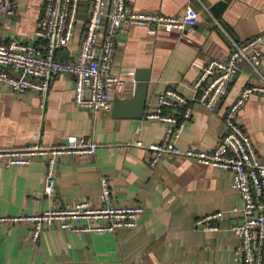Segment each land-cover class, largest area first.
I'll return each mask as SVG.
<instances>
[{
    "label": "crops",
    "instance_id": "crops-1",
    "mask_svg": "<svg viewBox=\"0 0 264 264\" xmlns=\"http://www.w3.org/2000/svg\"><path fill=\"white\" fill-rule=\"evenodd\" d=\"M221 1L194 0L199 20L184 37L164 31L152 33L143 27L122 28L112 74L133 82L137 70H147L148 99L167 88L192 98V84L201 65L212 59H226L233 41L264 32V0H230L216 19L210 10ZM186 2L127 0L137 11L169 16L182 15ZM90 4L91 0L89 8L79 14L81 23L88 17ZM45 5V0H22L19 15L4 21L0 40L34 41ZM81 35L79 28L71 50H61L57 56L64 60L73 56ZM260 74L249 64H242L217 112L192 103V114L183 132L173 138L177 145L213 150L225 132V115L242 90L264 85V51ZM134 91L135 87L119 97H131ZM73 98L74 80L69 74L58 77L44 108L36 94L15 93L0 83V148L37 143L58 146L71 135L102 145L90 158L68 155L58 160L54 198L44 191L47 164L43 158L29 166L0 164V216L33 214L77 201L98 205L103 177L109 179L118 204L144 206L146 212L136 227L115 233H76L53 227L32 241L25 225L14 226L0 233V264H238L234 256L238 239L233 226L242 221L238 211L241 200L231 186L229 171L181 156H164L152 167L146 148L127 143L134 139L142 140L145 146L161 142L166 132L164 124L144 117L114 118L113 107L111 111L80 109ZM183 112L184 107L177 111L180 117ZM238 117L264 160V95H253ZM212 213L221 214L218 231L202 230L197 220Z\"/></svg>",
    "mask_w": 264,
    "mask_h": 264
},
{
    "label": "built area",
    "instance_id": "built-area-1",
    "mask_svg": "<svg viewBox=\"0 0 264 264\" xmlns=\"http://www.w3.org/2000/svg\"><path fill=\"white\" fill-rule=\"evenodd\" d=\"M21 1L0 0V33L6 19L19 15ZM193 1L187 0L182 15L169 16L162 12L137 11L127 4V0H91L88 17L81 23L78 16L81 0H45L34 41L0 40V83L15 93L36 94L40 107L44 108L58 77L69 74L73 76V101L78 108L111 111L114 95L126 96L136 85L135 81L128 82L124 76L111 72L121 29L143 27L152 33L164 31L184 37L195 28L200 16ZM204 11L212 17L209 9L204 7ZM214 22L219 24L216 19ZM79 28L82 35L77 52L67 60L59 58V51L71 50ZM263 51L264 32L240 42L233 41L226 59H212L199 67L192 84V98L184 97L172 88L154 94L147 101L143 117L166 126L164 139L147 146L140 139L127 143L146 148L152 167L164 156H181L229 171L231 186L241 200L238 211L242 221L233 226L238 239L234 251L238 264H264V160L259 157L238 117L253 95H264V85H251L242 90L225 115V132L213 150L181 148L173 138L183 132L192 114V103L201 104L211 112L219 111L242 64H249L261 75ZM183 107L180 117L181 113L177 111ZM101 146L94 140L71 135L65 144L58 146L37 143L24 148H0V164L5 167L29 166L34 160L43 158L47 164L44 191L54 198L57 194L54 171L58 160L68 155L87 159ZM101 188L98 205L77 201L33 214L0 216V233L25 225L29 239L36 241L43 231L53 227L99 234L136 227L146 208L118 204L106 177L101 179ZM220 217V213L209 214L199 218L197 225L202 230L217 232Z\"/></svg>",
    "mask_w": 264,
    "mask_h": 264
},
{
    "label": "water",
    "instance_id": "water-1",
    "mask_svg": "<svg viewBox=\"0 0 264 264\" xmlns=\"http://www.w3.org/2000/svg\"><path fill=\"white\" fill-rule=\"evenodd\" d=\"M230 0H223L211 8V12L218 19ZM196 27V26H195ZM149 71L137 70L134 75L136 81L134 95L127 98L117 96L114 99L112 116L119 119L141 120L144 116L148 96L150 77Z\"/></svg>",
    "mask_w": 264,
    "mask_h": 264
},
{
    "label": "trees",
    "instance_id": "trees-1",
    "mask_svg": "<svg viewBox=\"0 0 264 264\" xmlns=\"http://www.w3.org/2000/svg\"><path fill=\"white\" fill-rule=\"evenodd\" d=\"M89 3H90V0H81L79 14H81L83 10H87L89 8ZM78 16L80 17V15Z\"/></svg>",
    "mask_w": 264,
    "mask_h": 264
}]
</instances>
